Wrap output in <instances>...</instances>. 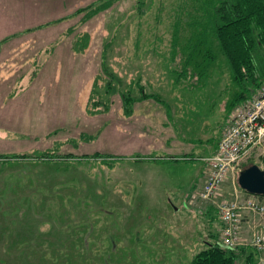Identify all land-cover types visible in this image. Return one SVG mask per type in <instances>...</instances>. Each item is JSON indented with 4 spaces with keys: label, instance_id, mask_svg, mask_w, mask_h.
Returning a JSON list of instances; mask_svg holds the SVG:
<instances>
[{
    "label": "rangeland",
    "instance_id": "374dc122",
    "mask_svg": "<svg viewBox=\"0 0 264 264\" xmlns=\"http://www.w3.org/2000/svg\"><path fill=\"white\" fill-rule=\"evenodd\" d=\"M211 4L0 0V264H190L221 243L218 205L250 195L231 173L210 199L199 197L200 157L264 81L239 98L210 30ZM9 27L17 31L6 36ZM143 94L169 103L123 102ZM167 130L194 138L186 196L185 180L157 157ZM147 148L148 159L137 158ZM254 163L264 169V142L240 167ZM245 212L236 244L248 247L237 264L251 252L261 258L250 249L261 229L244 227Z\"/></svg>",
    "mask_w": 264,
    "mask_h": 264
},
{
    "label": "trees",
    "instance_id": "16d2710c",
    "mask_svg": "<svg viewBox=\"0 0 264 264\" xmlns=\"http://www.w3.org/2000/svg\"><path fill=\"white\" fill-rule=\"evenodd\" d=\"M210 1L213 2L209 12L210 30L229 62L233 80L242 91L239 98L244 97L245 94L252 93L260 87L264 81V53L261 52L264 51V0ZM174 41L175 50L176 39ZM202 42H196L191 48L187 62L191 60L193 51L194 54L199 51L198 46ZM209 51L210 49L207 48L205 56L211 55ZM201 64L199 59L194 58L195 67H200ZM147 97H154V95L143 94L139 98L124 96L123 102L125 105H129L132 100L136 101ZM127 110V113H131V109ZM96 155L102 156L103 154L96 153ZM246 193L251 195L247 191ZM255 196L264 201L263 195ZM247 247L231 248L220 242H209L205 248L195 254L190 264H237L238 255L244 252ZM254 251L257 253L256 249ZM241 264H257V259L251 252L246 255Z\"/></svg>",
    "mask_w": 264,
    "mask_h": 264
},
{
    "label": "built area",
    "instance_id": "2783aa9c",
    "mask_svg": "<svg viewBox=\"0 0 264 264\" xmlns=\"http://www.w3.org/2000/svg\"><path fill=\"white\" fill-rule=\"evenodd\" d=\"M264 142V88L261 94L254 97L245 107H238L232 112L229 125L217 142L215 152L203 157L206 167L203 170L205 183L197 192L203 199H210L217 193L226 177L231 173H240V164L251 152ZM194 200V193L190 194ZM219 217L222 222L221 244L236 248L242 238V212L247 211L260 215L264 219V201L255 195L244 199L228 200L220 205ZM239 241L236 244V241ZM239 243V244H238ZM250 245L261 254L259 264H264V232L256 231Z\"/></svg>",
    "mask_w": 264,
    "mask_h": 264
},
{
    "label": "crops",
    "instance_id": "0c3cea01",
    "mask_svg": "<svg viewBox=\"0 0 264 264\" xmlns=\"http://www.w3.org/2000/svg\"><path fill=\"white\" fill-rule=\"evenodd\" d=\"M32 25L33 24L29 23V25H26V26H31V28H32ZM16 31L17 30L14 31L13 27L4 28L2 30V32L5 34L7 32H10V34H13ZM6 36H7V34H6ZM2 38H3V36H2V34H0V40ZM141 100H143L145 102H155L156 101L159 104H161V103L162 104H165V103L168 104L169 103L166 99L156 98V97H152V98L147 97V98H142ZM146 104H149V103H146ZM167 122H168L167 120L165 122H162V124H163V126H165V128L169 127V122L168 123ZM152 123H153V121L151 122V125H152ZM167 132H165V131L163 132V134H165L164 136L166 138L164 139L163 147H162V145H160L161 155H158L157 157L159 159H161L162 161L167 162L165 164V166L168 167V171L170 172V176L175 175L173 177L174 180H178V178L185 180L184 183L186 185H184V186H186V191H185V196H186V193L191 192L194 188V164L191 162V160L194 159V155H193L194 154V138L181 135L182 140L180 141L178 139V133H175L173 130H167ZM218 139L216 140L215 148L214 149H212V148L208 149L207 155L200 157L201 160H203V157L210 156L211 154H213L215 152V150L217 148ZM176 140H177V142H175ZM138 152H139L140 156L138 155L137 158L148 159L147 157H149V155L152 151L150 150V148H147L145 150H141V151L139 150ZM140 153H142V154H140ZM158 158H154L153 160L158 161ZM172 165H175V167H173ZM187 168H189V169H187ZM191 169H192V173L190 174ZM178 172H179V174H177ZM200 182H201V180H200ZM183 199L185 200V198H183ZM183 203L186 204L185 202H183ZM177 208H178V206L175 207V210ZM245 213H246L245 214L246 216H245V219L243 221L244 227L247 226V228L250 230V232L252 234L256 229H258V230L261 229L264 232V219L261 217L259 218V220L254 219L256 217L254 214H252L251 212H248V213L245 212ZM253 215L255 216L254 218H253ZM250 249L254 250V248H252V247H250ZM256 259H257V263H258L260 258H256Z\"/></svg>",
    "mask_w": 264,
    "mask_h": 264
},
{
    "label": "water",
    "instance_id": "95a60500",
    "mask_svg": "<svg viewBox=\"0 0 264 264\" xmlns=\"http://www.w3.org/2000/svg\"><path fill=\"white\" fill-rule=\"evenodd\" d=\"M238 184L247 192L264 196V169L254 163L240 171Z\"/></svg>",
    "mask_w": 264,
    "mask_h": 264
},
{
    "label": "bare ground",
    "instance_id": "6f19581e",
    "mask_svg": "<svg viewBox=\"0 0 264 264\" xmlns=\"http://www.w3.org/2000/svg\"><path fill=\"white\" fill-rule=\"evenodd\" d=\"M239 176V175H238ZM252 195H254V194H252Z\"/></svg>",
    "mask_w": 264,
    "mask_h": 264
}]
</instances>
